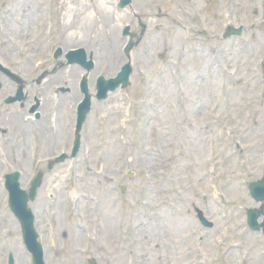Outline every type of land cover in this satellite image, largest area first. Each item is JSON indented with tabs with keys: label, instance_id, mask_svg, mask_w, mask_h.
Segmentation results:
<instances>
[{
	"label": "rangeland",
	"instance_id": "obj_1",
	"mask_svg": "<svg viewBox=\"0 0 264 264\" xmlns=\"http://www.w3.org/2000/svg\"><path fill=\"white\" fill-rule=\"evenodd\" d=\"M22 1L19 11L32 7L36 19L49 7L61 18L67 11L75 15V34L60 39L64 33L54 31L60 36L53 48L65 49L66 40L92 48L95 76L114 77L127 61V24L135 31L137 18L149 25L131 53L129 85L94 104L81 159L51 170L47 163L40 166L37 203L54 210L49 217L56 219L58 233L55 247L46 244V263L82 264L89 249L98 264H204L208 258L241 264L234 246L239 240L250 249L251 264H264V234L250 231L243 220L245 208L256 205L246 182L264 176V0H133L125 10L114 0L104 32L95 18L97 0H83L92 5L83 30L75 11L81 0ZM228 24L243 25L242 36L223 39ZM63 75L53 80L68 82L73 91L67 97L75 96V75ZM85 148L92 151L91 164ZM29 154L0 152V264H10L9 258L32 264L4 185L5 173L19 170L23 187H29L35 174ZM53 154L44 152L45 160ZM49 193L55 195L53 206ZM194 206L214 224L202 226ZM215 236L222 242H214Z\"/></svg>",
	"mask_w": 264,
	"mask_h": 264
},
{
	"label": "flooded vegetation",
	"instance_id": "obj_2",
	"mask_svg": "<svg viewBox=\"0 0 264 264\" xmlns=\"http://www.w3.org/2000/svg\"><path fill=\"white\" fill-rule=\"evenodd\" d=\"M37 30L33 24L22 27L16 38L21 44L12 46L5 40L4 49L0 50V64L9 70L0 67V146L9 151L39 152L40 159H46L44 152H59L71 145L69 133L76 118L73 120L68 114L66 85L50 81L49 76L45 78L50 62L44 59L42 65L36 64L34 55L45 52L44 49L37 52L35 47L39 43L31 42L40 35ZM22 45L24 56L18 54ZM9 99L16 100L8 102ZM73 110L76 111V106Z\"/></svg>",
	"mask_w": 264,
	"mask_h": 264
},
{
	"label": "water",
	"instance_id": "obj_3",
	"mask_svg": "<svg viewBox=\"0 0 264 264\" xmlns=\"http://www.w3.org/2000/svg\"><path fill=\"white\" fill-rule=\"evenodd\" d=\"M130 1L131 0H121L120 6H125L129 4ZM132 46H133V43H130L126 48V51L128 52V50H130ZM80 52H83V51H80ZM80 52L76 53L75 55L69 54L70 57H72L71 58L72 62H79V63L85 62L84 55H82L81 57L79 55ZM130 71H131L130 67L125 66L122 72L119 74V76L116 79H111L109 81L100 82L99 88L104 89V92H105L104 94H106V92L109 89L111 90L116 89L120 85V83H123V86H125V84L128 81ZM18 202H20V200ZM21 202H22V205H16V203H13L12 207L23 221L24 236H25L28 247H30L34 251V253H36V264H43L41 260L40 249L38 247V244L35 242V233L32 227V220H33L32 215L30 211L27 209L26 200L23 199V201ZM18 209H21V212H19Z\"/></svg>",
	"mask_w": 264,
	"mask_h": 264
},
{
	"label": "bare ground",
	"instance_id": "obj_4",
	"mask_svg": "<svg viewBox=\"0 0 264 264\" xmlns=\"http://www.w3.org/2000/svg\"><path fill=\"white\" fill-rule=\"evenodd\" d=\"M113 1L114 0H97V11L93 10L97 14H99V18H97L96 16H95V18L97 19V21H99L97 24H99V25L102 24L103 32L106 30V28L110 27L109 25H111V22H112V21H109L108 19L112 16L113 11L111 9L113 7H110L109 4H112ZM91 2H93V1L91 0ZM91 7H92L91 4L84 3V1L81 0L80 8L75 10L77 12V15H79V17L81 16L79 19L81 26L78 27L80 30L85 29V25L91 21L90 15L87 14L88 10ZM68 13H69V11H67V13L65 15V16H67V21H64L63 24L65 26L66 35L73 37V35L75 34V31H76V30H74V26L75 25L78 26L79 23L76 20L75 15H71V14L67 15ZM93 21H94V18H93ZM107 23L109 25H107ZM107 35L109 36V35H111V33L107 32ZM83 36L87 38V35L83 34ZM113 44H114V42H113ZM113 44H112V46H113ZM91 45H94V43L92 42ZM115 46L117 47V45H115Z\"/></svg>",
	"mask_w": 264,
	"mask_h": 264
}]
</instances>
